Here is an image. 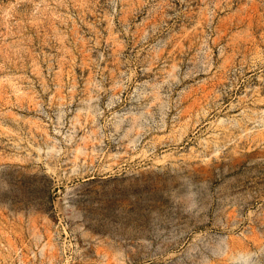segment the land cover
I'll use <instances>...</instances> for the list:
<instances>
[{
    "label": "rangeland",
    "instance_id": "374dc122",
    "mask_svg": "<svg viewBox=\"0 0 264 264\" xmlns=\"http://www.w3.org/2000/svg\"><path fill=\"white\" fill-rule=\"evenodd\" d=\"M0 264H264V0H0Z\"/></svg>",
    "mask_w": 264,
    "mask_h": 264
}]
</instances>
